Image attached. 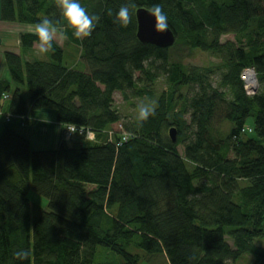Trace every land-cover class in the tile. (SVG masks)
<instances>
[{
    "label": "trees",
    "instance_id": "obj_1",
    "mask_svg": "<svg viewBox=\"0 0 264 264\" xmlns=\"http://www.w3.org/2000/svg\"><path fill=\"white\" fill-rule=\"evenodd\" d=\"M80 2L96 18L83 40L57 0H0L1 22L51 20L82 64H64L54 41L45 59L27 60L37 39L27 33L19 55H3L7 123L28 125L49 111L64 137L33 150L8 126L0 133V264H152L160 256L164 264H240L244 256L251 262L242 264H264L255 244L264 238V0ZM125 5L130 20L121 26L114 21ZM156 6L175 35L168 49L136 38V10ZM177 45L219 64L184 66L170 55ZM246 68L259 83L252 96L240 79ZM159 78L165 88L146 121L115 108V93L125 102L148 96Z\"/></svg>",
    "mask_w": 264,
    "mask_h": 264
},
{
    "label": "rangeland",
    "instance_id": "obj_2",
    "mask_svg": "<svg viewBox=\"0 0 264 264\" xmlns=\"http://www.w3.org/2000/svg\"><path fill=\"white\" fill-rule=\"evenodd\" d=\"M54 40H56V42L58 43V45H57L58 48H61V49L63 48L65 51L64 58H63L64 64L73 67L75 70H81L82 64L80 63V59H79V54H80L79 50L76 47L72 46L71 44L65 42L63 39L62 33L60 31L56 32ZM232 40H233V36H231V35L224 36L221 39L222 42L232 41ZM33 49H34L33 55L35 57H37V58L44 57L43 54H38V46H34ZM170 55L176 62H179L184 66L214 67L215 68V66L219 64V61L217 59H215L214 57L210 56L208 53H204V52H201L199 50H192V49L184 48V47L179 46V45L175 46L170 51ZM47 58H48V55H47ZM217 73L218 72H216V74H215V79L220 78V76ZM164 85L165 84L163 82V79L159 78L152 85L150 94L148 96L146 95L143 97H131L130 99H128L127 102L123 101V99L119 93H115L113 96L114 106L122 116L128 117L130 119H136L137 105L141 104V103H150L152 101L156 102L157 97L165 88ZM252 89L253 88L250 87L248 90L250 94H252ZM257 90H258V87H257ZM183 93H186V91H183ZM0 116L3 119V122L5 124H9V122L7 123V121H6V119L9 117L6 112L1 111ZM51 118H52V116L50 114H47V115H41L40 117H38V118L36 117L34 119L37 121V125L35 127V130L32 132L34 137L36 136L37 138H41V137H44L48 134L49 126L52 124ZM186 119H187V117H186ZM51 131H50V133H51ZM62 131H63L62 128H60V138L64 137V134L62 135V133H61ZM68 134H69V132L67 131L66 137L70 138L68 136ZM86 139L89 142H95L96 137L93 134H90L89 137ZM47 142H48V140L46 139V142L41 147L42 150H52L55 148V147H53L55 145V144H53V142H50V144H48V145H47ZM37 144L38 143H36V142L34 144H32L33 150H40V148L37 147ZM255 244L264 248V238L263 239H257L255 241ZM250 262H251V258L244 256L239 260L238 263L242 264V263H250ZM151 263L152 264H164L165 259H164V257L160 256V257L152 259Z\"/></svg>",
    "mask_w": 264,
    "mask_h": 264
},
{
    "label": "clouds",
    "instance_id": "obj_3",
    "mask_svg": "<svg viewBox=\"0 0 264 264\" xmlns=\"http://www.w3.org/2000/svg\"><path fill=\"white\" fill-rule=\"evenodd\" d=\"M61 14L62 21L71 30L72 36L83 40L90 37L94 28L96 18L88 13L82 6L80 0H57L56 5ZM153 14L158 19V27L161 31L168 27L167 17L159 6L154 7ZM130 20V11L127 5L120 7L116 13L115 23L124 26ZM37 39L34 41L38 45V54H46L52 48V42L57 32V28L49 19H43L34 26ZM155 101L150 103H141L137 105L136 119L138 122L146 121L149 116L155 113ZM18 258H23L26 253L18 251L15 253Z\"/></svg>",
    "mask_w": 264,
    "mask_h": 264
},
{
    "label": "crops",
    "instance_id": "obj_4",
    "mask_svg": "<svg viewBox=\"0 0 264 264\" xmlns=\"http://www.w3.org/2000/svg\"><path fill=\"white\" fill-rule=\"evenodd\" d=\"M22 33L35 34L34 26L22 25V24H17V23H4L0 21V81H9V74L7 72V68L4 62L3 55L6 52L13 53L15 55L20 54L21 50H20V44H19V35ZM53 41L55 42L57 46L58 43L56 42V40H53ZM34 46H38V45H34ZM33 54H34V49L32 48L30 52L24 55V58H26L27 60L37 58ZM43 55L44 57L38 58V59H41V60L45 59L46 54H43ZM11 88H15L14 85H12ZM23 96L27 98L26 92L23 93ZM0 104L3 105L2 110L0 109V114H1V111L7 113L8 102L0 101ZM47 114H50L52 116L51 118L52 124L49 126L48 134L41 138H37L36 136L34 137L32 132L35 130V127L37 125V121L34 119L36 117L37 118L40 117L41 115H47ZM8 122L9 124H5L3 122V119L0 116V133L4 130L5 127L8 126V128L13 129L16 133L23 136L29 142L31 148H32V144L36 142L38 143L37 147L42 149L41 147L46 142V139L48 140L47 145L50 144V142H53V144H55L53 147L55 148L60 142L61 126L55 122V116L52 112L42 111V112L34 113L32 121L28 125L25 124L23 118L21 117L19 118L12 117L10 118Z\"/></svg>",
    "mask_w": 264,
    "mask_h": 264
},
{
    "label": "water",
    "instance_id": "obj_5",
    "mask_svg": "<svg viewBox=\"0 0 264 264\" xmlns=\"http://www.w3.org/2000/svg\"><path fill=\"white\" fill-rule=\"evenodd\" d=\"M136 38L142 44L153 45L157 48L168 49L175 42V35L169 27L161 31L158 27V19L153 12L140 8L135 12ZM169 137L173 142L176 140L174 129L169 131Z\"/></svg>",
    "mask_w": 264,
    "mask_h": 264
},
{
    "label": "built area",
    "instance_id": "obj_6",
    "mask_svg": "<svg viewBox=\"0 0 264 264\" xmlns=\"http://www.w3.org/2000/svg\"><path fill=\"white\" fill-rule=\"evenodd\" d=\"M240 79L243 83V88L245 90L246 95L247 96L254 95L256 93L257 87H258L257 75H256L254 69L253 68L244 69L240 74ZM251 80H252V83H251ZM253 83L255 85H252ZM250 87L253 88L252 94H250L248 91ZM7 98H8L7 95H3V97H2L3 100H6ZM67 131L69 132L68 136L71 137V134L74 131V129L72 127H68ZM90 134H92V133H88L87 138L89 137ZM66 136H67V134H66Z\"/></svg>",
    "mask_w": 264,
    "mask_h": 264
},
{
    "label": "bare ground",
    "instance_id": "obj_7",
    "mask_svg": "<svg viewBox=\"0 0 264 264\" xmlns=\"http://www.w3.org/2000/svg\"><path fill=\"white\" fill-rule=\"evenodd\" d=\"M251 83H252V80H251ZM252 85H255V84L253 83ZM116 141H118V140H116Z\"/></svg>",
    "mask_w": 264,
    "mask_h": 264
}]
</instances>
